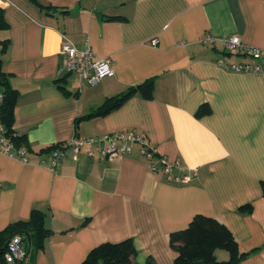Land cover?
I'll use <instances>...</instances> for the list:
<instances>
[{
	"label": "crops",
	"instance_id": "1",
	"mask_svg": "<svg viewBox=\"0 0 264 264\" xmlns=\"http://www.w3.org/2000/svg\"><path fill=\"white\" fill-rule=\"evenodd\" d=\"M7 41L2 70L18 95L12 128L30 161L0 151V231L45 213L50 235L21 264H80L102 243L131 237L137 264H174L169 234L196 214L218 219L245 254L235 264H264V68L217 66L221 40L238 36L264 50V0H0ZM209 34L213 44L199 39ZM89 44L110 57L113 74L95 85L62 68L61 46ZM264 66V60L258 61ZM153 78L104 115H87L107 98ZM203 110H200V109ZM132 130L157 155L94 158L66 150L56 170L53 145ZM197 170L188 183L153 171L163 160ZM245 206H249L246 209ZM226 260V250H216Z\"/></svg>",
	"mask_w": 264,
	"mask_h": 264
},
{
	"label": "built area",
	"instance_id": "2",
	"mask_svg": "<svg viewBox=\"0 0 264 264\" xmlns=\"http://www.w3.org/2000/svg\"><path fill=\"white\" fill-rule=\"evenodd\" d=\"M80 2L81 0H73ZM97 1V0H96ZM214 38L209 34H204L200 39L201 44H213ZM221 46L226 56H246L254 62L231 61L224 56L216 58L215 63L222 69L233 72L260 71L264 68L259 60H264V50L245 44L242 40L232 35L221 40ZM60 55L62 57V68L67 74H76L80 80L86 81L90 85L97 84L104 77L113 74L112 61L110 57L96 56L89 44L82 48L75 46L67 41L61 46ZM3 95L0 92V103ZM135 146H138L140 156L144 160L152 161L157 155L156 147L151 144L147 138L132 131H116L107 134L104 138H79L72 137L66 142L53 145L49 150V162L44 158L38 160L41 165H47L52 170L56 167L66 150H71L76 155L82 148L86 149V155L91 159L112 158L130 155ZM0 151L8 154L10 157L19 159L22 162L30 161L28 150L24 147H16L4 135V128L0 122ZM153 171H160L168 182L175 184L188 183L197 177V170L184 168L179 160H163L159 167L151 165ZM28 247L24 236L14 234L6 244L4 259L7 264H16L23 262L27 257Z\"/></svg>",
	"mask_w": 264,
	"mask_h": 264
},
{
	"label": "trees",
	"instance_id": "3",
	"mask_svg": "<svg viewBox=\"0 0 264 264\" xmlns=\"http://www.w3.org/2000/svg\"><path fill=\"white\" fill-rule=\"evenodd\" d=\"M6 24L3 12L0 8V29ZM3 53L7 41H1ZM153 78L144 80L136 86L129 87L126 91L107 98L100 106L93 109L88 115H104L118 107L127 97L140 91L145 96L152 92ZM0 92L3 95L0 103V122L4 128V135L14 143L16 147L25 146V139L18 135L12 128L13 109L18 95L17 89L11 86L7 74L2 70V59L0 57ZM200 110H203L202 108ZM264 190V188H263ZM264 192V191H263ZM248 209L247 206H245ZM250 208V207H249ZM45 213L33 209L30 218L10 223L4 230L0 231V264H7L4 259L7 241L14 234H21L27 242L28 253L32 249L33 240L41 247L51 231L44 224ZM169 243L177 252L174 264H235L245 254L240 253L237 243L229 229L218 219L196 214L188 226L173 231L169 234ZM226 250L229 258L218 260L215 251ZM136 247L131 237L115 243H102L94 247L80 264H137L135 261ZM26 259V258H25ZM18 262L16 264H21ZM145 264H156L151 258L146 259Z\"/></svg>",
	"mask_w": 264,
	"mask_h": 264
}]
</instances>
